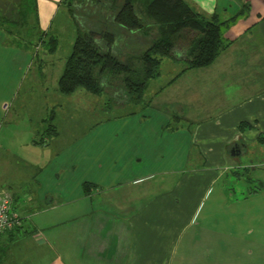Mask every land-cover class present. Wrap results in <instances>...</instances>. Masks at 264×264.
I'll return each instance as SVG.
<instances>
[{"label": "crops", "instance_id": "obj_1", "mask_svg": "<svg viewBox=\"0 0 264 264\" xmlns=\"http://www.w3.org/2000/svg\"><path fill=\"white\" fill-rule=\"evenodd\" d=\"M185 1L229 20L230 42L156 91L189 143L170 163L145 146L100 152L95 173L58 196L0 185L21 218L0 233V264H264V0ZM60 4L36 0L38 30Z\"/></svg>", "mask_w": 264, "mask_h": 264}, {"label": "rangeland", "instance_id": "obj_2", "mask_svg": "<svg viewBox=\"0 0 264 264\" xmlns=\"http://www.w3.org/2000/svg\"><path fill=\"white\" fill-rule=\"evenodd\" d=\"M8 10H12L8 0H0L1 17L16 20L14 11ZM14 22L0 19V185L21 193L46 191L58 196L87 173H95L90 164L100 152L105 162L115 149L141 153L145 146L150 153L144 158L162 157L170 163L179 155L177 147L189 143L185 132L177 133L180 125L187 124L175 121L177 110L164 104L168 92L155 97L185 67L183 62L163 58L159 75L149 80L138 103L118 105L110 95L95 96L83 89L63 95L57 80L75 37L67 8L60 4L49 29L41 30L46 34L38 33L45 42L50 37L56 40L54 52H47L35 38L36 26L16 31ZM154 35L153 29L150 37ZM118 37L116 48L122 55L137 54L147 44L134 35ZM148 101L152 102L146 106ZM49 125L55 126L57 134L46 133ZM248 156L240 157L244 161ZM250 160L258 161L256 155ZM120 173L117 176L128 175L121 169ZM257 186V181L250 183L252 188Z\"/></svg>", "mask_w": 264, "mask_h": 264}, {"label": "trees", "instance_id": "obj_3", "mask_svg": "<svg viewBox=\"0 0 264 264\" xmlns=\"http://www.w3.org/2000/svg\"><path fill=\"white\" fill-rule=\"evenodd\" d=\"M8 5L12 10L6 13L14 11L17 19L4 14L2 21H17L16 31L36 26L40 45L47 52L56 50V40L43 41L41 35L46 33L37 29L36 0H8ZM62 5L75 27L71 51L57 80L63 95L83 89L95 96L110 95L119 105L138 103L149 80L159 75L163 58L183 62L184 70L201 68L230 44L224 37L229 20L221 21L216 14L206 18L185 0H62ZM121 34L143 38L147 44L137 54L122 55L116 48ZM46 133L57 134L55 126L49 125Z\"/></svg>", "mask_w": 264, "mask_h": 264}, {"label": "built area", "instance_id": "obj_4", "mask_svg": "<svg viewBox=\"0 0 264 264\" xmlns=\"http://www.w3.org/2000/svg\"><path fill=\"white\" fill-rule=\"evenodd\" d=\"M21 224L20 216L13 210L11 195L2 190L0 192V233L9 232Z\"/></svg>", "mask_w": 264, "mask_h": 264}]
</instances>
